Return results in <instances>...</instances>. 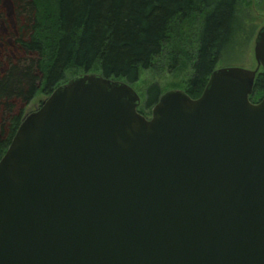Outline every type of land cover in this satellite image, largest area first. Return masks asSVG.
Here are the masks:
<instances>
[{
    "label": "water",
    "instance_id": "obj_1",
    "mask_svg": "<svg viewBox=\"0 0 264 264\" xmlns=\"http://www.w3.org/2000/svg\"><path fill=\"white\" fill-rule=\"evenodd\" d=\"M253 55L264 71V25ZM257 68H215L150 117L123 80L55 87L0 158V264H264Z\"/></svg>",
    "mask_w": 264,
    "mask_h": 264
},
{
    "label": "trees",
    "instance_id": "obj_2",
    "mask_svg": "<svg viewBox=\"0 0 264 264\" xmlns=\"http://www.w3.org/2000/svg\"><path fill=\"white\" fill-rule=\"evenodd\" d=\"M42 1L0 0V158L36 93L47 97L69 70L96 65L104 77L130 84L163 55L171 66L184 57L191 68L184 91L196 98L217 63L246 53L256 26L237 13L236 0H48L45 11ZM190 17L198 26L184 51L171 38ZM160 94L158 83L149 84L142 109ZM263 95L261 69L250 100Z\"/></svg>",
    "mask_w": 264,
    "mask_h": 264
},
{
    "label": "rangeland",
    "instance_id": "obj_3",
    "mask_svg": "<svg viewBox=\"0 0 264 264\" xmlns=\"http://www.w3.org/2000/svg\"><path fill=\"white\" fill-rule=\"evenodd\" d=\"M43 2V1H42ZM48 0L43 2L42 10L45 11ZM48 8V7H47ZM237 13L255 24L254 31L251 38L248 41L246 53L243 50L236 51L229 56L226 60H222L217 63L216 68L239 66L247 69L254 70L257 68L256 61L253 55L254 40L257 31L264 25V0H236ZM197 17L188 18L183 20L176 32L172 33V42H176L174 45L181 47L184 51L193 46V40L195 39V33L197 29ZM245 55V56H244ZM163 55L156 61L154 66L150 69H141L137 81L130 83L131 88L138 94L140 103L138 108L143 112L146 117H150V109L143 110L142 104L144 102V93L146 87L151 83H158L161 93L172 90L181 89L184 90L188 83V78L191 75V68L186 58H177L176 65L171 66L169 64L170 59ZM258 71L261 68H257ZM89 73H98L97 66L88 71ZM83 73L81 70L71 69L66 73V81L70 78ZM120 80V79H119ZM65 81V82H66ZM44 96L41 92H37L33 100L26 106V114L36 110L40 105Z\"/></svg>",
    "mask_w": 264,
    "mask_h": 264
}]
</instances>
